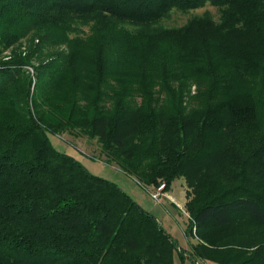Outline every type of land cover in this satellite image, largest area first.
Listing matches in <instances>:
<instances>
[{"label":"trees","instance_id":"trees-1","mask_svg":"<svg viewBox=\"0 0 264 264\" xmlns=\"http://www.w3.org/2000/svg\"><path fill=\"white\" fill-rule=\"evenodd\" d=\"M51 134L150 188L183 177L191 250ZM175 255L264 264V0H0V264Z\"/></svg>","mask_w":264,"mask_h":264},{"label":"rangeland","instance_id":"rangeland-1","mask_svg":"<svg viewBox=\"0 0 264 264\" xmlns=\"http://www.w3.org/2000/svg\"><path fill=\"white\" fill-rule=\"evenodd\" d=\"M206 12H210L216 19L219 18V11L217 8L208 4L197 10H175L171 17L164 21V24L167 26L183 25L193 16L202 15ZM22 42L24 46L27 43L25 40ZM24 46L22 49L25 48ZM9 53L8 51L6 54ZM50 138L55 148L72 154L81 160L92 173L118 183L127 193L139 202L140 205L156 215L162 226L172 234L179 242V245L181 244L187 251L191 250V246L197 242V238L195 234L192 236L186 234L190 215L185 206L188 196L187 186L183 177L175 180L171 188L165 190L166 194L161 195L160 202H157L151 197L149 191L156 190L158 186L153 188L145 186L136 178L128 176L116 163L111 164L107 162L105 156L102 154L101 146L96 139H89L84 136L75 138L68 134L63 136L51 134ZM180 262L182 261H177V264H181ZM182 263L192 264L188 259ZM201 264L217 263L202 262Z\"/></svg>","mask_w":264,"mask_h":264},{"label":"built area","instance_id":"built-area-1","mask_svg":"<svg viewBox=\"0 0 264 264\" xmlns=\"http://www.w3.org/2000/svg\"><path fill=\"white\" fill-rule=\"evenodd\" d=\"M149 192H150L151 197H152L155 201L160 202V197H161V195L166 194V192H165V183L160 184V185L156 188V190L154 189L153 191H149Z\"/></svg>","mask_w":264,"mask_h":264},{"label":"crops","instance_id":"crops-1","mask_svg":"<svg viewBox=\"0 0 264 264\" xmlns=\"http://www.w3.org/2000/svg\"><path fill=\"white\" fill-rule=\"evenodd\" d=\"M128 175V174H127ZM129 176V175H128ZM131 177V176H130ZM139 203V202H138ZM181 245V244H180ZM181 247H182V245H181ZM180 258L178 257V255H175V264H177V261L179 262L180 260H179ZM181 264H184V263H182V262H180Z\"/></svg>","mask_w":264,"mask_h":264}]
</instances>
